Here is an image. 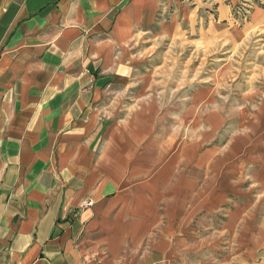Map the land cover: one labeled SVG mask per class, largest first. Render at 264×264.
<instances>
[{
    "label": "crops",
    "instance_id": "obj_1",
    "mask_svg": "<svg viewBox=\"0 0 264 264\" xmlns=\"http://www.w3.org/2000/svg\"><path fill=\"white\" fill-rule=\"evenodd\" d=\"M155 4L0 0V264L184 261L160 236L161 149H142L140 115L129 120L109 94L132 85L135 42ZM256 134L260 175L237 179V212L264 230V123ZM195 186L190 180V195ZM86 198L94 204L81 207Z\"/></svg>",
    "mask_w": 264,
    "mask_h": 264
},
{
    "label": "rangeland",
    "instance_id": "obj_2",
    "mask_svg": "<svg viewBox=\"0 0 264 264\" xmlns=\"http://www.w3.org/2000/svg\"><path fill=\"white\" fill-rule=\"evenodd\" d=\"M153 10L135 42L132 85L109 94L129 120L140 115L142 149H161L160 236L181 264H258L264 230L239 217L237 179L260 175L252 159L264 123V0H156Z\"/></svg>",
    "mask_w": 264,
    "mask_h": 264
},
{
    "label": "built area",
    "instance_id": "obj_3",
    "mask_svg": "<svg viewBox=\"0 0 264 264\" xmlns=\"http://www.w3.org/2000/svg\"><path fill=\"white\" fill-rule=\"evenodd\" d=\"M94 201L91 198H86L81 201V207H89V205H93Z\"/></svg>",
    "mask_w": 264,
    "mask_h": 264
},
{
    "label": "bare ground",
    "instance_id": "obj_4",
    "mask_svg": "<svg viewBox=\"0 0 264 264\" xmlns=\"http://www.w3.org/2000/svg\"><path fill=\"white\" fill-rule=\"evenodd\" d=\"M241 18V17H240ZM248 19V18H247ZM237 30H238V28H237Z\"/></svg>",
    "mask_w": 264,
    "mask_h": 264
}]
</instances>
